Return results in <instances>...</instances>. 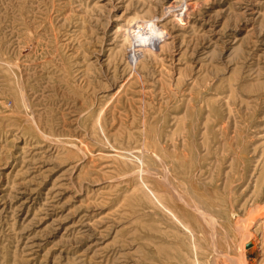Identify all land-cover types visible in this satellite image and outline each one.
I'll return each mask as SVG.
<instances>
[{"label": "rangeland", "instance_id": "374dc122", "mask_svg": "<svg viewBox=\"0 0 264 264\" xmlns=\"http://www.w3.org/2000/svg\"><path fill=\"white\" fill-rule=\"evenodd\" d=\"M173 1L0 0V264H264V0H194L132 65L118 26ZM139 167L207 214L179 207L194 238Z\"/></svg>", "mask_w": 264, "mask_h": 264}, {"label": "bare ground", "instance_id": "6f19581e", "mask_svg": "<svg viewBox=\"0 0 264 264\" xmlns=\"http://www.w3.org/2000/svg\"><path fill=\"white\" fill-rule=\"evenodd\" d=\"M169 4V6L167 5V7L164 8L166 10V13L163 14V17L161 16L162 18L154 19L153 17L147 20L146 17L140 18L139 16H137L129 20L126 23V26H118L119 32L121 31L122 33H124L125 37L130 39L132 42V46L129 48V52L127 53L129 54V59L132 65H137L139 59L141 58L140 52H142L143 50H153L157 47H160L161 45L165 46L168 43L167 41L170 40V34L167 32L168 30L165 31L162 29V26L160 27V23L162 21L172 17L179 26L185 27L190 24V15L197 8L194 0H175ZM26 100V97L23 95L22 102L23 104H26L25 106L27 107ZM27 111L26 121L30 122L34 129L40 130L34 111L32 109H29ZM113 152H115V158H118L120 160L126 159V156H124L122 152L117 150ZM157 159L159 160V158ZM129 161L132 162L131 160ZM138 161H140V163H142L143 165L142 160ZM139 168L140 170L138 173H140L142 176H144V174H147L148 177L155 183H147L142 179L141 192L143 196L147 198L149 208L152 209L156 213V215H160L165 220L175 222L186 232L190 233L194 238L191 227L184 221V219H182L181 214L183 213L184 215V212H182L183 209L179 207L183 205H185L186 207H190V209H193L191 211L197 212L199 216H205L206 213L196 206V201L192 196L183 193L171 181L170 174L166 169L162 172V174L158 175V172H155L154 170L145 169L144 167ZM257 207L261 208V206ZM207 217H209V215ZM210 220L212 219L210 218L209 221ZM211 239L213 240V237ZM257 246V244H254L251 250H247L246 252L247 259L250 262H254V260L257 259ZM194 248L197 250L195 243Z\"/></svg>", "mask_w": 264, "mask_h": 264}, {"label": "water", "instance_id": "95a60500", "mask_svg": "<svg viewBox=\"0 0 264 264\" xmlns=\"http://www.w3.org/2000/svg\"><path fill=\"white\" fill-rule=\"evenodd\" d=\"M255 241H251L249 244H247V250H251V248L254 246Z\"/></svg>", "mask_w": 264, "mask_h": 264}]
</instances>
